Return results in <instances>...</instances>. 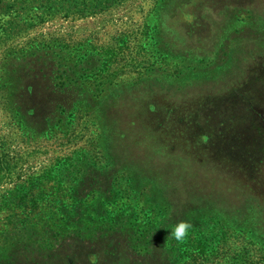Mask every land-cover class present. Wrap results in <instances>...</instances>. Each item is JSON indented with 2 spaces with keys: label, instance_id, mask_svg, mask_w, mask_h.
<instances>
[{
  "label": "rangeland",
  "instance_id": "1",
  "mask_svg": "<svg viewBox=\"0 0 264 264\" xmlns=\"http://www.w3.org/2000/svg\"><path fill=\"white\" fill-rule=\"evenodd\" d=\"M56 40L82 43L59 51L66 64L91 50L96 67L100 53L113 50L104 56V79L78 82L94 100L65 89L64 77L27 79L22 107L30 115L21 121L12 53ZM54 84L61 89L50 91ZM64 109L75 116L67 119ZM262 150L264 0H0V193L81 151L57 178L87 182L103 196L118 192L132 209L121 226L102 224L108 231L95 240L48 238L50 248L20 249L15 263L59 264L68 254L69 264H86L106 244H144L131 225L210 216L220 227L217 242L190 264H264V168L247 175L243 189L237 170L264 161L242 165L237 155ZM139 260L166 264L161 254Z\"/></svg>",
  "mask_w": 264,
  "mask_h": 264
},
{
  "label": "trees",
  "instance_id": "2",
  "mask_svg": "<svg viewBox=\"0 0 264 264\" xmlns=\"http://www.w3.org/2000/svg\"><path fill=\"white\" fill-rule=\"evenodd\" d=\"M72 46L65 45L57 40L53 45L37 42L33 43L32 49L28 51L26 48H31V43L19 50L15 49L12 53L14 61L18 64L13 66L14 73L11 75V88L18 98V102H20H16V106L21 105L16 110V116H19L21 121L24 116L28 117L30 115L22 107L25 102L24 92H28L27 79H46L54 82L57 78L64 77L68 82V84H65V89L71 88L80 97L94 100L92 99L94 95L89 93L86 88H79L78 82L88 81L92 76H96L95 80L97 81L100 78L104 79V71H107L104 56L111 55L109 53L113 54L114 52L113 50L101 52L100 55L102 56L96 67L90 60L91 50H88L89 52L83 51L82 54H78L79 56L75 55V59L66 64L65 59H62L58 54L60 50L73 51L81 47L82 43ZM61 60L64 63L61 64ZM99 82L102 81L99 80ZM46 86L42 85L41 87L48 89ZM52 87L50 91L53 92V90L61 89V84H54ZM117 91L116 89L113 93L110 92V96L114 94V97H116L117 93L115 92ZM102 92L103 90H101ZM106 96L107 93L101 95L103 100L107 98ZM65 110L67 119H72L75 116V109L72 111ZM55 111L56 109L51 107L48 110L50 115H53ZM61 112L63 111L61 110ZM61 112L58 111V113ZM188 112L192 115L193 122H195V112L193 113L190 110ZM186 119L187 122L192 121L190 116ZM74 155H76V159L83 156L81 151L75 152L69 157V161L62 163L61 159V161H56V163L40 172L19 178L11 188H7L0 193V264H14L16 262H14L15 257L22 256L17 254L20 249L27 250V247H31L32 252L50 248V244L47 242L48 238L53 239L55 242H61L63 239L68 238L95 240V236L99 238L100 234L108 231V226L102 224L119 227L123 224L121 222L124 218H131V213L128 212L132 210L131 206L121 199L118 192L111 193L108 190V194L103 196L98 192H91V189H86L87 182L74 184L76 179H72L68 185L57 178L55 171L59 174L62 169H66ZM244 155H237L242 165H245L248 162L247 159L251 157H261L264 160V150ZM93 163H90L92 167H94ZM261 168H264V161L257 165L239 167L237 170L242 172L241 179H238V181H241L240 188L243 189L246 186L244 181L247 175L248 178H251ZM114 201H118L117 206L115 205L116 209L111 205ZM262 206L261 202L260 208ZM180 221H186L192 225L189 229L188 238L183 243H178L170 236L174 226ZM216 223L215 217L205 216L199 223H195L194 219L188 220L185 218L184 220L170 219L169 224L166 220L160 219L157 222L150 223L147 228L142 230L131 225L130 232H140V235L145 238L144 244L133 248L125 244L124 248L110 244L101 246L102 256H100L98 264H126L125 259H138L133 261V264H145L139 260V257H144L147 254L163 255L166 264H190L197 257L205 258L209 256L211 250L214 249L218 239L216 232L220 228L215 225ZM45 225L49 228L44 227ZM134 228L135 230H133ZM223 228L225 227L223 226ZM46 234H49V237ZM138 237H136V242H138ZM89 256L85 257L87 263H89ZM41 257L38 255L39 259ZM68 258V254L63 255V260L58 261V263L69 264Z\"/></svg>",
  "mask_w": 264,
  "mask_h": 264
},
{
  "label": "clouds",
  "instance_id": "3",
  "mask_svg": "<svg viewBox=\"0 0 264 264\" xmlns=\"http://www.w3.org/2000/svg\"><path fill=\"white\" fill-rule=\"evenodd\" d=\"M192 225L186 221H180L176 224L170 234L178 243H183L188 238L189 229ZM89 264H98V256L93 254L89 256Z\"/></svg>",
  "mask_w": 264,
  "mask_h": 264
}]
</instances>
